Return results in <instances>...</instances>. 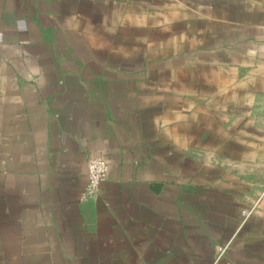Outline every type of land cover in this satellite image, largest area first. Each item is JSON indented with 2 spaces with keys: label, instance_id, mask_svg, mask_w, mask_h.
Segmentation results:
<instances>
[{
  "label": "crops",
  "instance_id": "crops-1",
  "mask_svg": "<svg viewBox=\"0 0 264 264\" xmlns=\"http://www.w3.org/2000/svg\"><path fill=\"white\" fill-rule=\"evenodd\" d=\"M0 264H264V0H0Z\"/></svg>",
  "mask_w": 264,
  "mask_h": 264
},
{
  "label": "built area",
  "instance_id": "built-area-1",
  "mask_svg": "<svg viewBox=\"0 0 264 264\" xmlns=\"http://www.w3.org/2000/svg\"><path fill=\"white\" fill-rule=\"evenodd\" d=\"M108 172V165L102 157L93 158L87 163V185L80 201L95 200L100 193L101 184ZM223 252V251H222Z\"/></svg>",
  "mask_w": 264,
  "mask_h": 264
}]
</instances>
